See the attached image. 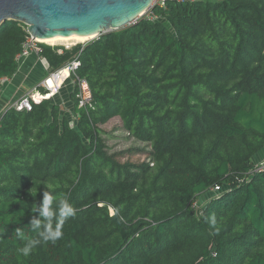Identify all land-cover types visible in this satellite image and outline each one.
<instances>
[{
  "label": "trees",
  "instance_id": "obj_1",
  "mask_svg": "<svg viewBox=\"0 0 264 264\" xmlns=\"http://www.w3.org/2000/svg\"><path fill=\"white\" fill-rule=\"evenodd\" d=\"M155 14L42 44L53 69L80 62L93 101L80 108L75 86L76 123L53 97L0 116V264H264V0H167ZM29 36L0 25V78ZM114 118L149 144L146 162L107 152L100 127ZM45 190L76 215L23 256L15 230L36 237Z\"/></svg>",
  "mask_w": 264,
  "mask_h": 264
},
{
  "label": "water",
  "instance_id": "obj_2",
  "mask_svg": "<svg viewBox=\"0 0 264 264\" xmlns=\"http://www.w3.org/2000/svg\"><path fill=\"white\" fill-rule=\"evenodd\" d=\"M154 0H0V25L23 22L36 39L75 33L90 40L136 23ZM88 40V41H90Z\"/></svg>",
  "mask_w": 264,
  "mask_h": 264
},
{
  "label": "crops",
  "instance_id": "obj_3",
  "mask_svg": "<svg viewBox=\"0 0 264 264\" xmlns=\"http://www.w3.org/2000/svg\"><path fill=\"white\" fill-rule=\"evenodd\" d=\"M69 63L70 62L66 63L60 68L53 69L44 54L37 55L36 53H31L22 58L19 62V69L17 73L2 85V89L0 91V116L14 100L32 92L40 95L41 93H45V90L47 89L41 88L40 84L55 72L65 69ZM66 76L67 79L62 83L59 91L52 97L57 103L63 106V115L67 116L72 122L76 123L74 114L75 100L72 98L75 83L73 79L68 76L67 70L61 75L59 82H62ZM69 79L72 80L71 84H67V86H65V83H67ZM69 87H71L70 89L72 90L70 93L71 98L67 99L66 94L70 92ZM262 157H264V155Z\"/></svg>",
  "mask_w": 264,
  "mask_h": 264
},
{
  "label": "built area",
  "instance_id": "obj_4",
  "mask_svg": "<svg viewBox=\"0 0 264 264\" xmlns=\"http://www.w3.org/2000/svg\"><path fill=\"white\" fill-rule=\"evenodd\" d=\"M167 0H154L151 7L147 10V16L150 19H157L155 14V7L157 5L164 7L166 5ZM145 13V14H146ZM44 42L39 39L34 38L31 34L23 43L22 51L17 55V59L20 60L31 53H36L37 55L43 54V46ZM80 62L77 60L71 61L67 67L63 70L57 71L48 78H46L41 84V88H46L45 93L35 94L29 93L28 95H24L19 99L14 100L9 107L15 108L16 110H32L34 102H37L44 98H50L54 96L60 89L62 83L67 79V76L59 82V79L65 71H68V76L73 79L75 86H76V100L80 108L87 109L91 106L93 101V94L90 87L89 82L86 79H83L78 76L77 74V67L79 66ZM9 78L1 77L0 83L3 85L7 82ZM264 169V167L262 168ZM221 189L219 186L212 189V191H216Z\"/></svg>",
  "mask_w": 264,
  "mask_h": 264
},
{
  "label": "clouds",
  "instance_id": "obj_5",
  "mask_svg": "<svg viewBox=\"0 0 264 264\" xmlns=\"http://www.w3.org/2000/svg\"><path fill=\"white\" fill-rule=\"evenodd\" d=\"M33 212H39V219L34 218L30 224L31 229L36 233L35 238H26L21 228H16L17 237L26 240L23 247L18 251L23 256L31 254L33 249L41 243H55L63 236V226L65 222L76 215L74 206L67 198H57L50 191L43 192L42 202L32 208ZM213 227L216 225V218L213 216L210 219Z\"/></svg>",
  "mask_w": 264,
  "mask_h": 264
},
{
  "label": "rangeland",
  "instance_id": "obj_6",
  "mask_svg": "<svg viewBox=\"0 0 264 264\" xmlns=\"http://www.w3.org/2000/svg\"><path fill=\"white\" fill-rule=\"evenodd\" d=\"M148 14H144V16H147ZM86 41H69L62 44H56L52 46H66V47H72L76 45V43H85ZM45 44V43H44ZM71 79L67 83H65V86L67 84H71ZM66 88V87H65ZM71 87H69L70 92L66 94V98H71ZM63 107V106H62ZM101 138L106 146V150L109 154L119 156V160L121 162H134V163H142L146 162V160L149 159V152H150V146L148 143H144L142 141L137 140L134 138L130 133L123 127V124L121 122V119L114 118L110 122L101 125ZM257 170H262L264 167V157L262 155H259L256 159ZM223 189H219L216 191H212L210 194H205L203 197H201V200L195 203L196 206H202L205 205L209 199L212 197H215L221 193H223ZM113 212V211H112Z\"/></svg>",
  "mask_w": 264,
  "mask_h": 264
},
{
  "label": "bare ground",
  "instance_id": "obj_7",
  "mask_svg": "<svg viewBox=\"0 0 264 264\" xmlns=\"http://www.w3.org/2000/svg\"><path fill=\"white\" fill-rule=\"evenodd\" d=\"M90 39L91 37H83L75 33H72L71 35H68V36L57 34L54 37L42 40V42L47 43V44L56 45V44H62V43L73 41V40L81 42V41H86V40L88 41Z\"/></svg>",
  "mask_w": 264,
  "mask_h": 264
}]
</instances>
